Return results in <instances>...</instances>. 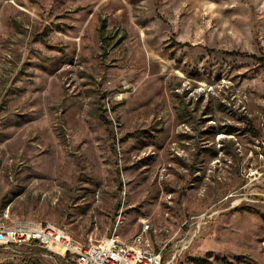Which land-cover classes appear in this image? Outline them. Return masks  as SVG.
<instances>
[{"label": "rangeland", "instance_id": "374dc122", "mask_svg": "<svg viewBox=\"0 0 264 264\" xmlns=\"http://www.w3.org/2000/svg\"><path fill=\"white\" fill-rule=\"evenodd\" d=\"M18 218L264 264V0H0V224Z\"/></svg>", "mask_w": 264, "mask_h": 264}, {"label": "built area", "instance_id": "2783aa9c", "mask_svg": "<svg viewBox=\"0 0 264 264\" xmlns=\"http://www.w3.org/2000/svg\"><path fill=\"white\" fill-rule=\"evenodd\" d=\"M132 243L108 238L98 244L84 245L65 228L56 224L18 218L0 224V249L38 245L52 255L61 256L68 264H163L162 253L156 251L144 233Z\"/></svg>", "mask_w": 264, "mask_h": 264}]
</instances>
